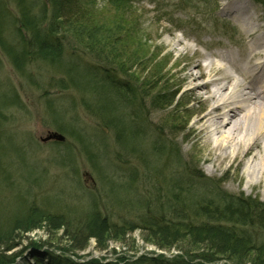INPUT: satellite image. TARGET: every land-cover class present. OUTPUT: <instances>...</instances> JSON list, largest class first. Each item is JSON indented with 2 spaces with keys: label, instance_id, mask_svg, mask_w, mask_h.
Listing matches in <instances>:
<instances>
[{
  "label": "rangeland",
  "instance_id": "rangeland-1",
  "mask_svg": "<svg viewBox=\"0 0 264 264\" xmlns=\"http://www.w3.org/2000/svg\"><path fill=\"white\" fill-rule=\"evenodd\" d=\"M99 1V7L109 8L104 0ZM126 1V13L130 12V4L136 9L135 22L138 27L133 29L136 39L141 40L142 37L147 50H153L159 57L158 61L169 63L163 68L164 72L167 71L166 76L164 72L161 77L158 76L153 69L147 74L145 64L148 63L142 62L141 65L138 61L133 62L130 57H126L128 55L121 60L118 58L120 54L117 53V46L112 47L111 51L110 42L104 38L111 39L113 33L118 31L117 18L111 12L113 9L110 10V15L105 19L103 16L98 22L100 30L96 33L91 31L90 36L95 44L108 47V62L111 64L119 68H126L127 64L132 68L138 64L135 69L138 68L140 76L142 75L139 83L144 85L141 86V94L138 93L141 103H135V109L132 110L122 107L121 117L126 121L134 114L136 127L139 128L140 125L146 128L147 141L141 143L142 154H136L139 155L136 159L135 155L129 153L119 151L121 155H118V149L121 148L114 131L101 125L97 117L96 101H100L97 97H102L111 106L117 105L119 101L117 97L107 93L106 84L101 79L92 78V75L84 72L79 78L76 77L77 81L82 80V90L76 92L68 85L65 88L58 87V73L61 71H57L55 66L38 65L30 61L25 73H19L10 57L0 49V230L12 227L14 220L26 216L30 209L36 207L51 213L65 214L72 228L80 230L83 217L91 211V199L98 203L102 214H111V208L116 202L114 197L120 189L137 193L138 202L135 199L130 203H125L128 201L125 200L120 205L115 203V206H119L118 212L110 218L120 225H124L126 221L136 222L138 218L133 213L146 211L155 200L157 205H161L162 197L168 200L170 184L175 178L198 182L195 189L187 192L189 197L193 193L199 196L198 199H202L205 194L218 199L221 194L243 193L264 201V169L258 178L249 182V167L264 158L263 138H253L248 146L240 142L236 148L233 146L234 149L226 145L220 146L221 142L216 143L209 133L222 115L230 113L229 109L237 110L235 105L215 108L224 102L216 92L219 81L223 80L226 84L227 78L224 76L229 72L246 85L252 79L246 78V73L241 72V68L253 58L250 57L252 44L256 42L253 39L264 40V0H246L248 2L245 5L258 15L256 22L261 25L254 34H247L242 24L223 11L225 0ZM11 5L12 2H9V8L14 10ZM217 5L220 6L219 9ZM14 23H18V20H14ZM95 34L101 37V41L94 37ZM79 42L83 45H79ZM72 46L84 50L86 41L80 39L78 43L69 42L65 50H70ZM128 48L124 47L122 51H130ZM92 51L95 54V48ZM80 54L82 53L77 55ZM69 58L73 59L68 54L60 57L67 71ZM255 62L253 58L251 73L259 72V69H254ZM116 76L118 79H126L127 75ZM96 84H100L105 91L100 90V94L96 95ZM161 87L166 91L180 88L182 101L185 103L191 100L187 112L193 116L181 132L173 130L170 122L164 120L171 108L164 110L162 107H155L157 102L151 94ZM64 95L67 96L65 99L62 98ZM58 127L61 128L60 131ZM228 128L230 125L226 126ZM50 131L60 132L64 135V140L53 138L45 141ZM158 134L163 137L162 141L167 147H177L179 155L173 157L178 159L174 160L179 165L170 160L167 154L162 158L150 154L151 141ZM129 158L135 170L131 179H128L131 167ZM146 164L154 168L149 171ZM110 176L116 180L113 191L110 189ZM120 177L125 180L123 187ZM157 187L160 194L155 192ZM150 191L154 192L152 196H155V200L150 196ZM133 232L124 241H107V251L96 249L97 241L91 239L86 248L75 253L77 256L88 254L87 258L98 260L92 264H115L120 257L127 258V262H117L118 264H238L233 260H218L212 254L203 256L207 255V249L203 247L199 252L194 250L198 254L193 255L186 253L183 248H173L164 253L154 244L145 243L140 227H136ZM29 235L31 239H25L19 247L25 249L28 246L27 252L16 259V264L46 263L50 257L63 251L62 247L71 249L67 245L72 243L67 240L66 244L57 239L52 241L56 246L46 245L44 241L51 236L43 230L37 229ZM56 237H59V233ZM31 240L41 241L44 245H40L37 251V247L29 246ZM190 246L191 244L185 247L189 249ZM40 251L47 252L50 257L40 256ZM153 256L160 260H153Z\"/></svg>",
  "mask_w": 264,
  "mask_h": 264
},
{
  "label": "trees",
  "instance_id": "trees-1",
  "mask_svg": "<svg viewBox=\"0 0 264 264\" xmlns=\"http://www.w3.org/2000/svg\"><path fill=\"white\" fill-rule=\"evenodd\" d=\"M97 1L38 0L36 4L32 0H9L16 6V9L12 10L9 8L8 0H0V49L6 56L10 57V61L19 73H25L27 64L30 61L38 65L55 66L57 71H61L58 73V87L65 88L68 85L76 92L82 90L83 86L80 82L82 80L77 81L76 77L79 78V75L84 72L92 75V78L101 79L106 84L107 93L117 97L119 101L117 105L111 106L105 103L102 97H97L100 99V101H96L97 117H99L104 128H110L114 131L117 144L122 150L118 149V155H121L120 151L121 153L133 154L136 159L139 156L136 154H142L141 143L147 141L146 128L140 127V125H138L139 128L136 127L134 114H132V118L125 121L121 117V109L125 107L132 110L135 109V103H141L138 93L141 94V86H144L139 83L142 81V75L140 76L138 68L135 69L138 64L132 68L128 64L126 68H119L108 62L110 50L100 43L95 44L94 39L90 36L91 31L96 33L100 30L98 22L102 20L103 16L105 19L111 12H114L115 19L117 18L116 27L118 31L116 29L117 32L113 33L111 39L106 37L104 40L110 42L111 51L112 47H119L121 51H117L120 54L118 58L124 60V56L128 55L126 57H130L133 62L138 61L141 65L142 62H147L148 64H145L147 74L153 69L158 76H162L165 70L163 68H166L169 63L158 61L159 57L155 55L153 50H147L148 48L145 46L142 37H140L141 40L136 39L133 29L138 27V24L135 22L136 9L132 4H130V12L127 11L126 13L125 8L128 2L126 0H104L109 6L108 9H105L104 6L98 7L99 3ZM111 9L113 10L110 12ZM121 11L124 13H121ZM4 13H7V16H4ZM10 14L11 17H9ZM14 20H18V23H14ZM94 37L101 41L98 34H95ZM80 39L86 41V46L83 47L88 52L76 49L73 46L70 50H65V46L69 42L75 41V43H78ZM79 45L82 46V42H79ZM124 47H129L130 51H122ZM93 48H95V54L92 53ZM124 52L126 53L122 55ZM78 53L82 54L78 56ZM150 53L152 54L149 56ZM64 54L73 57V59L69 58L67 61L68 71L64 69L60 59ZM85 57H88V59ZM105 65L109 67L106 68ZM164 73L166 76L167 71ZM116 74H126L127 76L126 79H118ZM96 86L98 88V90L95 89L96 95L100 94V90L105 91L100 84H96ZM180 92V88L166 91L161 87L151 96L157 102L155 107H162L164 110L171 108L164 120L170 122L173 130L181 132L187 127V123L193 115L187 112L191 100L184 103L180 98ZM66 97L64 95L62 98L65 99ZM53 111H56V109ZM60 129L58 127L59 131ZM162 138L158 134L151 141L150 154L159 158L167 154L170 160L179 165L180 163L174 160L176 157H173L178 154L177 147L174 145L167 147ZM170 147L173 151L168 150ZM129 162L131 167L128 168V179H131L135 170L130 158ZM118 166L122 167L119 164ZM125 168L127 169V167ZM146 168L150 171L152 170L150 168L154 167L146 164ZM110 179L112 184L110 189L113 191L116 180L111 176ZM123 181L125 180L121 179V187H123ZM197 184L198 182L194 183L192 180L172 179L169 188L171 193L167 197L168 200H166V197H162L160 200L161 205H157L155 196H152L154 192L150 191V196L154 197L155 201L148 206L146 211L134 213L138 221H126L124 225L116 224L110 216H114L118 212L119 206H115L116 204L120 205L125 200H128L125 203H130L131 200L135 201V199L138 202L137 193L126 189H120L116 193V197H114L116 204L112 200V203H114L111 208L112 213L108 215L102 214L97 205L98 203L91 199V208L89 209L91 211H88V215L83 217L84 220H82L80 230L72 228L63 213H51L38 207L30 209L26 216L14 220L12 227L0 230V264H16V258L22 252L19 247L25 239H31L29 234L37 229L43 230L51 236L44 241L46 245L56 246L52 244V241L57 239L66 244L65 241L67 240L72 243L67 245L71 249L62 247L63 251L77 254L75 251H82L89 245L91 239H96L100 251L107 250L109 247L107 241H124L136 227L141 228L146 244L152 243L160 249L169 251L173 248H183L186 253L193 255V253L198 254L203 247L207 249V253H205L207 255L203 256L208 257L212 254L211 256L217 257L218 260H233L238 264H264V201H260V198L256 196H246L243 193L238 195L221 194L218 199L208 197L206 194L202 199H198L199 196L197 197L193 193L192 197H189L187 192H189V189H195ZM157 190H159L158 187L155 192L160 194ZM123 195H125L124 198ZM250 224L252 227H250ZM258 230L259 232H257ZM58 233L59 237H56ZM44 243L31 240L29 246H35L38 248L36 250L39 251L40 245H44ZM189 244L191 246L187 249L185 246ZM196 249L198 252L194 251ZM45 255L50 257L47 252ZM62 257L67 259H62L59 254L50 257L51 259L47 260L46 263L40 264L77 263V261L71 260L70 257L64 255ZM207 257L204 259H207ZM157 259L160 260L159 258L153 260ZM149 260L153 261L152 259ZM94 261L97 260L90 259L81 264H92Z\"/></svg>",
  "mask_w": 264,
  "mask_h": 264
},
{
  "label": "bare ground",
  "instance_id": "bare-ground-1",
  "mask_svg": "<svg viewBox=\"0 0 264 264\" xmlns=\"http://www.w3.org/2000/svg\"><path fill=\"white\" fill-rule=\"evenodd\" d=\"M32 1H35L37 4L38 0ZM246 2L248 1L225 0L223 11L230 15V18H232L233 15L239 23L243 25L247 34H254L257 30L259 31L261 25L256 22L258 15L252 13L248 9V6L245 5ZM12 5V8L16 9L13 3ZM4 16H7V13H4ZM11 16L10 14L9 17ZM253 40L256 42L252 45L250 57L255 59L254 69H259V72H250L253 66V58L249 60L248 65H244L241 68V72L246 73V78H252L249 81V85H246L244 81H240V78H237L235 75L233 76L229 71V73L224 76L225 79L227 78L226 84L221 80L219 81L220 83L216 85V92L220 94L224 102L215 108L221 109L223 107L235 105L234 108L237 109L236 111H234L233 108L229 109L231 110L230 113L222 115L217 124L210 129L209 133L215 139L216 143L221 142L220 146L226 145L231 148H236L240 142L248 146L253 138L258 137L263 138L264 143V40L259 38H254ZM258 52L259 54H257ZM261 70H263L262 73ZM236 75L240 76L238 72H236ZM228 125H230V128L226 129ZM250 149L251 147H249V150ZM168 150L173 151L171 147ZM262 169H264V158L262 161L249 167V182L258 178ZM88 195L90 194L88 193ZM95 248L98 249L96 243ZM27 249L28 246L25 247V249L23 248L21 254ZM161 252L167 253L165 251ZM117 261L120 263L127 262V258H119ZM85 262H87V259L81 256L77 259V263L75 264Z\"/></svg>",
  "mask_w": 264,
  "mask_h": 264
},
{
  "label": "water",
  "instance_id": "water-1",
  "mask_svg": "<svg viewBox=\"0 0 264 264\" xmlns=\"http://www.w3.org/2000/svg\"><path fill=\"white\" fill-rule=\"evenodd\" d=\"M52 138H56L58 140H64V136L61 134H58V133H52V134L48 135L45 139L44 138L43 139L45 141H47V140L52 139Z\"/></svg>",
  "mask_w": 264,
  "mask_h": 264
}]
</instances>
